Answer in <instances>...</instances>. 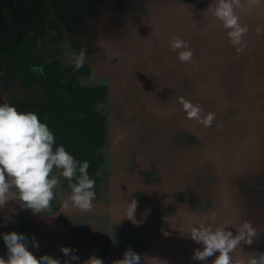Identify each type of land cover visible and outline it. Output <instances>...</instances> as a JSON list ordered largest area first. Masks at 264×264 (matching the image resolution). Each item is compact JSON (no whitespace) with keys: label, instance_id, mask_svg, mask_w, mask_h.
<instances>
[{"label":"rangeland","instance_id":"1","mask_svg":"<svg viewBox=\"0 0 264 264\" xmlns=\"http://www.w3.org/2000/svg\"><path fill=\"white\" fill-rule=\"evenodd\" d=\"M38 1L0 0V40L9 42L20 32L33 31L39 17ZM47 2L65 22V36H54L59 29L49 31L45 38L31 35L28 44L5 57L0 104L7 102L27 112L20 98L33 94L41 99L36 107L38 116L46 113L47 104L59 108L58 124L74 123L76 141L85 145L91 144L87 141L93 136L90 130L99 125L94 108L108 104L114 115L109 121L115 122L112 129L118 136L113 146L124 147V160L130 163L123 169L124 175L131 178L136 199L141 202L146 195H151L152 201L153 196L161 198L156 207L164 213L171 204L184 217L187 234L212 213L217 214L216 224L233 226L228 228L233 235L234 226L247 220L257 229V236L251 245L241 242L231 255L246 259L252 253L264 252V63L259 54L256 58L248 54L251 50L256 54L257 43L264 45V35L256 34L258 27L264 28V0L258 4L241 0L244 7L237 13L248 32L239 52L238 46L230 44L221 22L211 12L204 13L212 0ZM179 19L187 21L173 22ZM171 22L177 24L150 40L159 27ZM70 31L84 35L82 39L93 45V53L75 50L72 37L66 36ZM176 36L188 43L193 55L203 50L205 54L181 63L169 47ZM136 38L142 40L140 46L130 48ZM191 40L196 41L191 44ZM233 52L239 54L232 57ZM81 54L83 61L76 67ZM172 59L178 63L173 65ZM210 64L214 73H196L197 67L201 70ZM185 65L195 73L184 75ZM140 75L142 79L137 78ZM49 76L52 82L44 81ZM43 83L52 86L47 98L39 91ZM30 84L33 89L25 93ZM180 98L199 105L200 117L188 118ZM209 110L215 116L210 126L202 121ZM39 118L43 122V117ZM204 129L212 134L207 135ZM154 161L161 163L155 169L151 167ZM65 183L68 186V181ZM50 217L39 213L31 221L34 227L24 233L29 237L30 251L41 252L32 246V237L42 246L67 241L69 234L57 232L58 226ZM166 219L163 216L162 222ZM136 225L132 222L131 226ZM178 230L183 232L181 227ZM188 238V243L194 242ZM6 253V246L0 243V256L7 258ZM148 258L141 255V260ZM210 259L212 262L215 256Z\"/></svg>","mask_w":264,"mask_h":264},{"label":"flooded vegetation","instance_id":"2","mask_svg":"<svg viewBox=\"0 0 264 264\" xmlns=\"http://www.w3.org/2000/svg\"><path fill=\"white\" fill-rule=\"evenodd\" d=\"M46 3L52 7V12L46 15L42 13L40 11L38 1L39 17L34 22L35 28V25L38 21H40L43 17L47 18L48 27L46 34L43 37H37L34 29L33 31H26V39L22 45H25V43L28 44L27 39L30 38L31 35L37 39L45 38L48 36L49 31L57 29L59 30H57V32L54 34L56 38L60 39L65 36L63 30L65 22L57 17L58 13L55 12V8L50 4V2H47L46 0ZM53 22H55L57 26H52L51 24H53ZM176 24L177 23H171L164 27H173ZM57 35L60 37H57ZM66 36L72 37L75 50H77L79 53H93V45L89 43V40L84 42V39H82L84 38V35L78 33L75 34L73 31H70ZM152 38L150 40L154 41L155 38ZM256 46V54L254 55L253 50L249 51L250 53L248 54L251 55V58H256V55L259 54V57L263 58L262 62L264 63V45L260 46L257 43ZM246 50L248 49L246 48ZM238 54L239 53L236 54L233 52L232 57H235ZM208 57L209 56H207V58ZM213 59L217 61L216 58L213 57ZM171 62L173 65L178 63L175 59H172ZM188 67L189 65L183 66V68L186 69V71H183V74L186 75L190 72L191 74H194V68L191 70V67ZM204 67L205 68L202 67L201 70L197 67L196 72L200 74V72L205 69H208L209 71L210 65ZM211 67L213 69H211L209 72L214 73L216 70L213 66ZM3 70L0 72L2 73ZM103 75L105 74L99 75V77ZM137 78H141V75ZM52 80L53 78L49 76L44 81L52 82ZM232 81L235 82L234 76H232ZM30 86L31 87L25 89V93L29 89H33L31 84ZM50 86L51 85H48L47 83H43L40 87L39 91L42 92L45 98L51 95L49 91ZM41 92L39 93L41 94ZM20 100L21 105L23 103L27 105V112H36V107L38 106L41 99H37L33 94H29L28 97H21ZM46 109V113L40 116L41 118L43 117V122L46 123L53 131L55 139L57 140L56 145H63L66 151L73 155L78 161H88L89 176L95 180V199L92 201V206L89 209H82L73 206L70 203L67 207L64 206V201L70 195L71 190L68 186H66L65 181L67 180L61 178V183L58 186L59 189L56 192L57 198L51 202L52 207L55 205L54 211L51 213L48 209L45 213L46 216H51L52 214L50 220L54 221L55 216L60 215L63 210H65L63 213L67 211V214H65V223L67 224V229H64L62 226H58L56 227V231L62 232L64 236L67 234L69 235L67 237V241H65V239L59 242L56 241V245L58 244L60 248L61 246H67L69 248L75 249L76 251L74 254L79 256L80 260L87 259L91 254L94 253L97 257L101 258L105 264H111V261L113 260L122 259L123 253L129 247L139 253L140 256L142 255L146 257L148 255V259L141 260L148 261L149 263L147 264H163V261H166L167 264H211L210 258L206 262L191 259L194 250L198 248L202 249L203 245L199 247L195 242L188 243L189 236H187V231L183 222L184 217L181 216L174 208H171V204L167 205V207H169L168 213H164L158 211L161 209H157L156 207L159 205L158 200L161 198L157 199L156 196H153L152 201L151 195H146L141 198L143 200L140 202L134 196L136 189H134L133 185L131 184L132 180L128 176L124 175L125 171L123 169L125 167L128 168L130 165V163L125 162L124 160V147H119L118 145L113 146V140L118 138V136H116L114 129H112L113 123L115 122L112 123L109 121L110 119L112 120L114 115L110 114L111 108L108 104L106 105L105 103L102 108L100 105L97 109L94 108L96 113H94L96 115L95 118L99 117L97 118L99 125L96 126V130H90V132L93 134V136H89L87 139L88 142H91L90 145H85L86 143L83 144V142L81 143L76 141V135L73 131V126L75 125L74 123L70 125L65 124L64 126L61 123L58 124V114L60 111L59 108L56 107V109H54L51 107V105L47 104ZM146 109L147 107L145 106L144 110ZM208 114H213L214 116V112L209 111L207 114L202 115V121H205V118L208 116ZM61 126L63 127L61 128ZM190 126L193 127L192 125ZM194 129L197 132L200 131V128ZM86 131L87 130L84 129V132ZM205 131L207 132V135L212 134V131L210 130ZM151 132L153 133L152 136L155 138L154 134L157 132V130ZM202 133H204L203 130ZM205 133L203 135L206 136ZM154 162L151 163V167H153V169H155L158 164H161L157 161ZM131 166H135V164L132 163ZM159 195L165 196L164 194ZM132 199H136L138 202V207L134 213L135 218L138 221L136 226H131L132 221L126 218V215L129 212V204ZM23 210L24 208L21 207L18 201H8L5 207L0 209V233L7 232L11 228V226L7 224L13 222L12 214H14V211L22 213ZM25 210L29 212L28 209ZM75 212H78V214H73ZM37 215L38 214L34 215L31 211L30 216L28 214L21 215V217L19 216V218L22 219L21 223H23V225L19 227V229H15V232L27 233L29 228L32 226L34 227L31 221H34L38 217ZM163 216L165 219L167 218L165 222H162ZM7 217H11V220H7ZM179 227H181L183 232L186 233V236L181 234L180 230H178ZM41 230H43L42 226ZM165 233H167V235H165ZM112 236L115 238V243L113 242ZM68 240H70V242H68Z\"/></svg>","mask_w":264,"mask_h":264},{"label":"clouds","instance_id":"3","mask_svg":"<svg viewBox=\"0 0 264 264\" xmlns=\"http://www.w3.org/2000/svg\"><path fill=\"white\" fill-rule=\"evenodd\" d=\"M248 2L258 4L260 0ZM243 7L241 0H212L204 10V13L211 12L221 22L230 44L238 46V52L243 50V36L248 32V27L241 25L237 13V9ZM256 34L264 35V28L258 27ZM169 47L177 53V59L181 63L192 60L193 51L181 37H173ZM82 61L83 54L77 60L76 67H79ZM179 103L188 118L200 117L202 109L199 105H193L183 98L179 99ZM212 119L213 114H208L204 122L210 126ZM88 168V161H78L63 145H56L53 131L46 123L41 122L38 114L19 111L7 102L0 104V209L11 200L18 201L22 208L31 210L34 215L46 213L51 207V202L57 198L56 190L61 178L68 181L71 190L64 206L67 207L70 203L82 209H89L95 199V180L89 176ZM137 207V200L132 199L126 218L133 223H138L134 215ZM216 215L212 213L210 218L206 217L204 222L190 228L187 236L195 243L203 245L202 249L194 250L191 259L206 262L215 256L211 264H264V252L252 253L246 259H234L231 255L241 242L251 245L253 238L257 236V229L245 220L234 226L236 234L233 235V232L228 230L233 226L215 223ZM6 219L11 220V217ZM2 238L7 249V258L0 256V264H61L59 258L49 254L39 257L34 255L28 247L29 237L24 233L10 231L3 233ZM112 238L115 243V238ZM31 243L33 247L39 248L35 237L31 238ZM60 251L69 257L63 264H105L94 253L87 259L80 260L79 256L74 254L76 250L73 248L61 246ZM140 262V254L129 247L123 253L122 259L113 260L111 264ZM163 264L167 262L163 261Z\"/></svg>","mask_w":264,"mask_h":264},{"label":"trees","instance_id":"4","mask_svg":"<svg viewBox=\"0 0 264 264\" xmlns=\"http://www.w3.org/2000/svg\"><path fill=\"white\" fill-rule=\"evenodd\" d=\"M39 8H40V11L42 13H44L45 15L52 12V7L46 3V0H39ZM54 23L55 22H53V24H51V25L57 26V24L56 23L54 24ZM47 27H48L47 18L43 17L35 25L34 30H35L36 36L37 37H43L47 32ZM57 37H60V36L57 35ZM25 39H26V33L21 32L18 35H16L14 38H12L9 42H6L4 40H0V71L3 70V68L6 66L5 57L17 53ZM18 110L21 111L20 109H18ZM34 113H36V112H34ZM56 142H57V140H56ZM54 148H55V146H54ZM54 206L55 205H53V207L51 206L49 209V211L51 213H53V211H54ZM64 211L65 210H63V212ZM63 212L60 213V215L55 216L54 221L56 222L57 226H62L64 229H67V224L65 223L66 222V220H65L66 215L65 214H67V211L65 213H63ZM16 213H19V212L14 211V214H12L13 215V217H12L13 222L7 224V225H10L11 228L9 229V231L3 232V233H8L10 231H15V229H19V227H21L23 225V223H21L22 219L19 218V216L21 217V215H24V214H28L30 216L31 210H29V212H28L27 210L24 209L22 213H19V214H16ZM76 213L78 214V212H75L73 214H76ZM40 214H44V213H40ZM51 216H52V214H51ZM3 233H0V243L2 245L4 244L3 238H2ZM59 241H63V240H57V242H59ZM39 249H40L39 251H41V252H37V251L33 252V254L36 255L37 257L44 255V254H49V255L53 256L54 258H59L61 261V264H63L64 260L69 259V257L64 256V254L60 251V247L58 244L56 245V241H53V243L46 244V246L45 245L42 246L39 243Z\"/></svg>","mask_w":264,"mask_h":264},{"label":"water","instance_id":"5","mask_svg":"<svg viewBox=\"0 0 264 264\" xmlns=\"http://www.w3.org/2000/svg\"><path fill=\"white\" fill-rule=\"evenodd\" d=\"M203 8V7H202ZM188 19V21H190V19L189 18H187ZM187 19H179V21H173V22H178L179 24L181 23H186V21H187ZM173 22H171V23H173ZM189 25V24H188ZM168 28H171V26H167V27H159L158 29H157V31L152 35V37H155L156 35H158L159 34V32L160 31H162V30H160V29H168ZM164 31V30H163ZM208 34V33H207ZM209 35V34H208ZM151 37V38H152ZM150 38V39H151ZM194 39V38H193ZM147 40V39H146ZM144 41V40H143ZM192 41L193 40H191V43H192ZM194 41H196V40H194ZM193 41V42H194ZM141 42H142V40H140V39H135V41L131 44V45H128L130 48H133V47H135V46H140V44H141ZM195 43V42H194ZM211 47V46H210ZM210 49H213V48H210ZM246 52H247V50H246ZM249 53V52H248ZM197 54H205V50H203V51H199ZM197 54H195V55H193V57H192V60L193 59H195V60H197V58H198V56H196ZM216 54V53H215ZM214 54V55H215ZM208 56V55H207ZM203 57V56H202ZM226 60H228V59H225L224 61H226ZM221 61V60H220ZM192 66H195V65H192ZM211 66H213L214 67V65H212V64H210V69H209V71L211 70V69H213ZM191 70H192V67H191ZM204 71V73H208L209 71H208V69H205V70H203ZM202 71V72H203ZM197 74H199L198 72H196ZM201 73V72H200ZM209 111H211V110H209ZM208 111V112H209ZM206 114H207V112H206Z\"/></svg>","mask_w":264,"mask_h":264}]
</instances>
